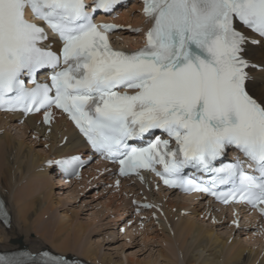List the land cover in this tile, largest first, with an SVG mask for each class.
Wrapping results in <instances>:
<instances>
[{"label": "snow or ice", "instance_id": "1", "mask_svg": "<svg viewBox=\"0 0 264 264\" xmlns=\"http://www.w3.org/2000/svg\"><path fill=\"white\" fill-rule=\"evenodd\" d=\"M121 4L0 0V109L42 111L45 124L60 110L120 176L148 170L264 216V99L248 88L245 57L249 32L264 37V0H143L145 43L131 52L110 42L122 29L94 22ZM233 150L244 159L225 163ZM0 218L8 222L2 201ZM0 264L75 261L44 251L0 255Z\"/></svg>", "mask_w": 264, "mask_h": 264}, {"label": "bare ground", "instance_id": "2", "mask_svg": "<svg viewBox=\"0 0 264 264\" xmlns=\"http://www.w3.org/2000/svg\"><path fill=\"white\" fill-rule=\"evenodd\" d=\"M138 11L140 7L133 5L130 11L123 12L118 22L145 25ZM141 38V34L125 31L116 41L122 48L134 50L140 47ZM245 57L253 63H264L262 46L248 45ZM248 88L254 96L264 99V71H250ZM18 118L17 115L0 114V193L12 215L9 229L0 225V251L19 250L20 246L9 243L17 239L33 253L44 251L50 245L56 254L81 257L88 264H161V261H165L162 264H264V240L256 236L254 226L246 219H242L236 230L229 224L231 217L229 220L223 218L228 211L220 213L214 206L195 202L178 192L146 193L149 199L157 201L163 214L158 215V220H149L143 227L145 232L140 233L138 228L132 227L125 236L118 237V228L130 211V194L143 188L136 189L135 183L124 182L118 193H112V188H102L103 183L112 181L108 176L97 178L93 172L97 167L85 171L92 177L91 183L66 185L60 182L55 169L46 167V162L85 151L84 142L64 118L57 119L51 133L45 135V142L42 140L45 130L38 124L39 117L28 118L24 125L18 124ZM29 131L35 132L28 134ZM33 133L34 140L31 139ZM65 136L67 142L61 145ZM46 145V149L42 148ZM69 205L78 209L73 210L72 221L82 216L88 219L84 223H73L66 216L60 218L58 213ZM101 206L103 210L100 211ZM181 211L188 214L182 215ZM212 220L217 226L211 225ZM102 228L116 232L111 233L117 236L113 235V242L126 239L131 242L139 237L145 245L151 243L162 249L158 256L146 260L130 253V256L125 255L132 247L124 244L119 247L124 254L123 262L122 257L98 252L92 243L94 240L84 243L79 235L85 229H92L91 236H96ZM53 230L55 234L49 237ZM36 233L42 240L32 239V234ZM105 250L113 249L109 246Z\"/></svg>", "mask_w": 264, "mask_h": 264}, {"label": "rangeland", "instance_id": "3", "mask_svg": "<svg viewBox=\"0 0 264 264\" xmlns=\"http://www.w3.org/2000/svg\"><path fill=\"white\" fill-rule=\"evenodd\" d=\"M139 13V12H138ZM29 134V133H28ZM32 139V138H31ZM33 140V139H32ZM42 148H44V147H42ZM46 149V148H45ZM6 193H7V190H6ZM5 194V193H4ZM55 207H59V206H55ZM70 209V210H69ZM74 209H76V210H78L77 209V207L75 206V205H73V206H70L69 205V207L67 208V209H65V210H62L61 209V211L58 213V215L60 214L61 215V217L60 218H62V217H64V216H66V217H68V221H70V222H73V223H77V221L78 222H82V223H84L83 221H86L85 219H88L87 218V216H82L81 218H79L78 220H76V222H74V220L72 221V219H74V215H73V210ZM101 210H103V208H102V206H101V208H100V211ZM66 211V212H65ZM70 211V212H69ZM71 211H72V213H71ZM75 211V210H74ZM173 212H175L174 210H173ZM66 213V214H65ZM68 213V214H67ZM70 218V219H69ZM175 221H177L176 220V218H175ZM122 224V223H121ZM211 225H213V226H217V224H215V223H211ZM231 226V225H230ZM87 232H86V231ZM84 230V232L83 233H81V234H79L80 236H82L83 238H84V243H86L87 241H88V243H89V241L91 240V241H93L92 243H93V245L94 246H96L97 247V250H99L98 252H100V251H102L101 253L103 254H113L114 256H118V257H122V261L124 262V254H122V252H121V250H120V248H121V246L122 245H124V244H126V245H128V246H131L132 247V250H130V251H128V252H126V254L125 255H128V256H130V255H135V256H137V258H140V259H150L152 256L153 257H156V256H158L159 254H157V253H159V250H161L162 248L161 247H158V246H156V245H152L151 243L149 244H146L145 245V242L144 241H142V238H136V240H137V242H136V240H131V242H129V240L128 239H126L125 240V242L124 241H116V242H113L112 241V237H113V235H115V234H111V233H113V232H115L114 230H108V231H106V230H104V228H102V229H100L99 231H97L98 232V234L96 235V236H91V232H92V229H85ZM83 231V230H82ZM109 232V233H108ZM141 232H145L144 231V229L143 230H141L140 231V233ZM100 233V234H99ZM116 233V232H115ZM37 234V233H36ZM53 234H55V230H53L52 231V233H50V234H48L49 235V237H50V235H52L53 236ZM109 234V235H108ZM100 236V237H99ZM117 236L115 235V237L114 238H116ZM118 237H119V234H118ZM121 237V236H120ZM39 239V240H42L41 238H40V235L39 234H37V235H35V234H32V239ZM86 238V239H85ZM141 239V240H140ZM101 241V242H100ZM110 241H112L111 243H110ZM52 242V241H51ZM143 242V243H142ZM231 242H232V240H230V244H231ZM9 243H11V244H15L16 246H20V243L21 242H18V240L17 239H12V240H10L9 241ZM135 243H138V244H135ZM22 244V243H21ZM50 244V243H49ZM97 244V245H96ZM99 244H100V246H99ZM131 244V245H130ZM229 244V245H230ZM109 246H111L112 247V249L113 250H105V249H107ZM120 247V248H119ZM20 248V247H19ZM46 250H50V251H52L53 252V250L51 249V247H50V245H47L46 246ZM109 252V253H108ZM118 252V253H117ZM55 253V252H54ZM129 253H130V255H129ZM67 256H70V255H67ZM151 256V257H150ZM73 257H76V259L78 258L77 256H73ZM262 257H264V253H262ZM79 259L80 260H83L84 261V259H82L81 257H79ZM163 262H165V261H161L160 263L162 264Z\"/></svg>", "mask_w": 264, "mask_h": 264}]
</instances>
